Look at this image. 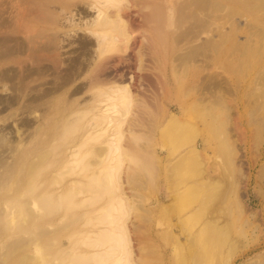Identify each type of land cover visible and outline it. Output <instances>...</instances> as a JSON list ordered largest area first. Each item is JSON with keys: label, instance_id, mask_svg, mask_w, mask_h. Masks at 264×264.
Listing matches in <instances>:
<instances>
[{"label": "rangeland", "instance_id": "1", "mask_svg": "<svg viewBox=\"0 0 264 264\" xmlns=\"http://www.w3.org/2000/svg\"><path fill=\"white\" fill-rule=\"evenodd\" d=\"M104 3L127 32L118 19L117 41L48 97L50 116L0 103V264H112L116 232L131 264H264V0ZM91 6L63 7L62 21L93 22ZM24 13L21 38L40 28ZM76 48L68 36L60 56ZM116 86L131 98L105 100Z\"/></svg>", "mask_w": 264, "mask_h": 264}, {"label": "bare ground", "instance_id": "2", "mask_svg": "<svg viewBox=\"0 0 264 264\" xmlns=\"http://www.w3.org/2000/svg\"><path fill=\"white\" fill-rule=\"evenodd\" d=\"M92 1L93 2H91V1L88 2L86 0H0V67H1V69H0V82L4 83L3 87L8 84V87L12 90V91L10 90L11 91L10 95H7V96L1 95L0 96V103L1 104L3 103V105H5V107L3 108L4 110L5 109L7 110V108L10 109L16 105L15 108L19 109V111L25 115L26 112L28 114V112H30V111L33 112V110H35V109L39 110V108L41 107L42 109L44 108V112H43L44 113V119L43 120H45V118L50 116V109L48 110L47 106L45 104L47 102V100L49 99L48 97L52 93H54L56 90L63 88L66 85H69L73 80H75L81 74L86 73L91 68V66L93 67L92 63L97 62L98 58L100 56H102V54L104 53L103 45L109 43L108 41H110V43L117 41L118 38L115 39V37H119L121 35L120 34L121 27L123 28V26H124V29H123V31H121V33L125 34L127 32L126 28H125V21L122 19L121 13H120V15H121L120 19L122 20V22H121L122 25L123 24L124 25L123 26L121 25V27H120L118 24L120 22L119 21L120 19L118 16L120 11H118V13L114 14V13L110 12L108 9L104 8V5H103V4H105L104 2L111 1V0H92ZM79 2H85L90 7H92L91 5H94L93 7H95V8L98 7V8H96L98 10L97 11L98 15H94L96 17L93 16L95 18V19L93 18L94 19L93 22H91V20H89L86 23L81 24V23L75 21L74 18H73L74 19L73 20L72 16H71V18L68 17V20H66L67 22L62 21V16L65 14V13L63 14L61 12L63 7H68V8H72L74 6L76 7L79 5ZM198 2H199V0H198ZM108 8H109V6H108ZM77 10H79V9H77ZM24 11H26L28 13H32V16L30 18H28V20L29 21L35 20V22L40 23V28L38 29V27L35 25L36 23L33 21L35 23L33 25H35V26L32 28L30 26L29 29H27L28 30L27 32L30 31V33L31 32H33V33H31L30 35H27L26 37L21 38V37L17 36V33L23 31L22 30L23 23H26V22L20 21L22 14H25ZM82 12H86V14H88L87 12H89V11L86 8H83L81 13ZM78 13H80V12H78ZM65 15H67V13ZM23 20H25V19H23ZM19 21L22 22L21 25H20ZM65 27H68V28L64 29ZM84 27H85V29L87 28V30H88L87 32L89 35H87V36L86 35H80L78 33V30H79L78 28L83 29ZM26 28H28V27H26ZM124 30L126 32H124ZM127 30H128V28H127ZM114 31L115 32L118 31L119 36H117V34H113L112 32H114ZM89 32L92 33V35L94 34L93 36H95L96 38L91 37V34ZM110 32H111L112 36H111V34H109ZM73 33H75V34H73ZM108 35H110L111 37ZM68 36H71L73 38V40L76 42L77 48L74 50V52H72L71 56L69 55L68 59H66V58H62L60 56L62 54L60 50L62 48L63 43L65 42V38H68ZM108 38H110V39H108ZM112 39H115V41H111ZM71 45H72V41H71ZM70 48H72V46ZM90 56H93V57L91 58ZM89 57L91 59H89V62H88ZM46 60L47 61L50 60L51 64H45L44 61H46ZM10 61L17 64V66L16 67H9V66L3 67V65L6 64V62L9 63ZM109 61L110 60H106V62H109ZM102 62H104V61H101L100 64H98V63L97 64L99 66H102L103 68H105L104 66H107L105 64L106 62L105 63H102ZM63 63H64V66H62ZM109 63H111V62H109ZM97 64L95 65L96 68L94 67V70H92L91 72H95V71L101 72L102 71L101 67H100L101 69L96 70L98 68ZM101 64H105V65H101ZM105 72H107V71H105ZM46 73H48V74L53 73L54 74V81L51 82V84L53 83L52 86H49L48 88L45 87L46 89H41V88H43V86H42L40 88L41 90L39 89L40 91L36 90V88H35V90H31V88H29L30 89L29 90L26 87V84L29 81L37 80L38 78H42L45 76ZM95 73H97V72H95ZM103 73L104 72H102V74ZM97 74H99V73H97ZM107 74H109V73L107 72ZM90 75H92V77H91L92 79L91 78H89V79L93 80V77H95L94 74H90ZM103 75L106 76V73H104ZM103 75H102V77H105ZM102 77L100 78V80L103 79ZM109 78H111V77H109ZM112 78H114V76ZM118 78H119V76L117 77V79ZM104 79L108 80V77L106 76V78H104ZM91 80H90V83L95 82V81H91ZM98 80L99 79H97L96 81H98ZM111 81H112V83H111V85H112L114 82H113V80H111ZM32 82H35V81H32ZM107 82L110 83L109 81H107ZM41 83H43V82H41ZM46 83H48V82H46ZM86 83L88 84L89 82H86ZM29 84H30V82H29ZM91 84H94V83H91ZM103 84H105V83H103ZM84 85L85 84H83V87H82V84H81V86L75 87L73 90L74 93L80 91V89H82V88H83L81 90L82 92L86 91L88 87H86ZM111 85L109 84L108 89H113V88H110ZM35 86H36V84H35ZM38 86H40V85H38ZM113 86H114V84H113ZM126 86H118V88L116 86V90H111L112 91L111 94H114V95H112L111 97H106L107 99H105L104 96H103L104 98L100 97V99H99L100 101L97 100L99 102H96V100H95L96 105L101 102V99H105V100L111 99V101H116V100H112V99L118 98L120 103L125 101L126 99H128L127 97L131 96L130 94H127L128 91L125 90ZM85 87H86V89H84ZM101 91H103V92H102V94L100 93V95H104V94L108 95L107 91H104V90H101ZM113 91L114 92L116 91V92L114 93ZM100 95H98V96H100ZM94 97H96V99L99 98L97 96H94ZM105 100H103V102H101V103H104ZM101 103H100V105H101ZM112 103H114V102H112ZM112 103H110V104L112 105ZM114 104H116V103H114ZM41 105H43V106H41ZM96 105H95V107H96ZM109 106H107L106 110L110 109V108H108ZM98 107H99V105H98ZM0 109H2V108H0ZM9 109H8V111H9ZM100 109H102V108H100ZM103 110H105V109H103ZM100 111H99V113L103 112L104 114H96V119L100 115H102V116H105V114L107 115V113H106L107 111L106 112H104V111L100 112ZM117 111H118V109H117ZM1 112L3 113L2 110H1ZM6 113H7V111H6ZM12 114L14 115L15 113H12ZM12 114H9V115H12ZM3 115H5V114H3ZM40 116H42V115H40ZM107 116L106 117L109 119V121H112L114 119V118H110V115H107ZM6 117H8V116H6ZM2 119H4V118H2ZM35 119L38 120L37 118H35ZM39 119H42V118H39ZM28 120L29 119H27V118H21V124H23V126H25V125L29 126L30 121H28ZM38 123H40V122H38ZM31 124H32V122H31ZM73 125L71 127L70 126L68 127V128H72V129H69V130L65 129V130L70 132L75 127V124H73ZM97 125H101V124L97 123ZM4 128L5 127H3V126L0 127V142L1 143L3 141H5L7 138L6 133H4V131H3ZM28 128H31V127H28ZM91 128H93V127H91ZM89 130H87L86 136H88L87 133ZM67 131H65V132H67ZM65 134H68V132ZM76 146H78V145H76ZM75 148L77 149L78 147H75ZM71 153L72 154H70V155H73V153L77 154V152H73V151ZM73 156H75V155H73ZM48 198H46V199H48ZM52 202H55V201L52 200ZM49 206H50V203H49ZM53 209H54V207H53ZM112 228H114V227H112ZM108 230L111 231V229H108ZM101 233H104L103 236H105L107 234V232H101ZM98 236H99V233H98ZM103 236H101V237H103ZM114 236H116V237H114ZM113 237H114V239H113ZM113 237H112V242L113 241H116V242H113L110 245L111 247H109V248L111 249V251H108L105 248V250L108 251L109 255H107L106 251L104 252L103 249L101 250V252L99 250H96V251H99L100 253L104 252L103 255H107L109 257L113 256L114 261L112 264H131V262L128 259L130 256V253L128 252L129 251L128 247L125 246V245H127V244H125V242H126V240H124L125 237H123V234L121 235V233H117V232H116V234L113 235ZM109 248H107V249H109ZM125 249H127L128 251H124ZM99 252H97V253L99 254ZM94 256H97V255L95 254ZM94 256H92V257H94ZM99 257H101V256H99ZM94 259L96 260L99 258H94ZM85 260H86V257L83 256L82 261L84 262Z\"/></svg>", "mask_w": 264, "mask_h": 264}]
</instances>
